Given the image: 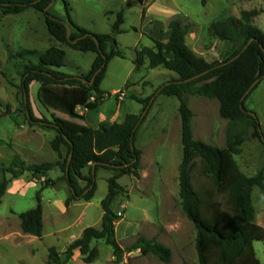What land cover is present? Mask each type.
Segmentation results:
<instances>
[{"label": "trees", "instance_id": "16d2710c", "mask_svg": "<svg viewBox=\"0 0 264 264\" xmlns=\"http://www.w3.org/2000/svg\"><path fill=\"white\" fill-rule=\"evenodd\" d=\"M51 1L0 0V13L18 15L31 9L44 17L47 32L57 43L79 52L93 53L95 58L87 73L71 76L59 70L65 61V52L61 48L52 46L42 53L24 50L12 56V59L26 61L21 66L20 90L28 96L30 84L37 83L40 85L37 100L44 109L59 112L73 122L84 121V117L77 114V108L91 111L101 105L105 94L100 85L108 63L113 58H125L115 43L114 35L123 32L121 26L130 3L116 12L107 13L115 17L109 34H93L72 22L65 0H62L65 20L45 12ZM133 1L142 3V0ZM262 12L263 10L256 9L242 11L239 18L228 17L208 26L209 38L227 42L232 46L229 56L222 62L208 63L192 52L185 43L191 25L179 19L169 22L170 37L166 43L152 41V49L135 50L133 64L136 69L147 62L149 69L163 67L177 76L164 83L158 95L175 97L179 104L177 112L181 121L182 145V160L178 167L179 200L184 216L196 231L195 250L198 264H260L255 257L252 242L264 240V229L254 222L251 193L253 187H258L264 201V175L259 171L254 177L245 176L239 172L232 157L240 154V147L249 127L262 141L255 115L244 107L245 99L264 80V32L252 25L253 18ZM65 24L71 29L69 40ZM94 38L97 39L98 45ZM73 41L76 43H72ZM249 41L252 42L244 49ZM237 55L239 56L235 58ZM233 58L235 60L230 61ZM198 75L202 76L189 80ZM79 77L86 83L79 80ZM257 80V86L241 102L242 97ZM190 95L217 101L219 117L229 124L224 148L194 139L191 128L194 114L187 104V96ZM130 98L141 105L139 115L129 114L120 123L100 124L97 129L72 125V129L79 131L65 128L53 115L51 121L36 119L30 105H23L27 126H37L41 130L55 132L56 136L50 147L57 155V160L53 163L29 166L15 157L11 168L4 171L10 174L11 179H16L25 172L45 178L36 194L35 208L18 216L20 230L24 235L42 237L40 195L43 190L53 187L57 181H64L70 191V196L65 201L67 208L74 202H89L93 198L98 170L113 173L112 177L106 180L107 193L100 203L103 213L101 227L85 228L81 236L70 243L62 253L53 247L49 248L47 264H67L75 251L80 253L83 263L89 264L98 253L97 248L91 246L93 241L103 242L111 248L115 264H122L124 253L137 250L140 256H152L163 264L171 262V249L160 244L155 238L146 239L140 236L126 250L121 248L115 238V224L120 216L112 212L111 204L124 192L118 183L120 178H140L141 152L135 147L136 134L152 106L151 96L138 98L130 95ZM147 107L149 109L146 115L136 128L142 112ZM7 114L13 115L9 112ZM12 119L15 120L13 116ZM242 123L245 127L240 129L239 124ZM231 126L233 127L230 129ZM70 155L71 161L66 173ZM86 168L87 174L84 173ZM54 169L59 170L61 176L56 180L48 179V173ZM196 178L204 182L199 183ZM8 183L9 180L5 178L0 182V200L5 195ZM221 200H225L231 209H223Z\"/></svg>", "mask_w": 264, "mask_h": 264}, {"label": "rangeland", "instance_id": "374dc122", "mask_svg": "<svg viewBox=\"0 0 264 264\" xmlns=\"http://www.w3.org/2000/svg\"><path fill=\"white\" fill-rule=\"evenodd\" d=\"M65 1L69 6L72 22L93 34L110 33L114 17L107 13L109 11L116 12L125 5L121 0ZM130 2V7L125 11V21L121 26L124 32L114 35L115 43L122 50L125 58H113L108 63L100 89L105 94L103 105L107 115L111 116L116 112L118 102L121 105L119 121L124 115L134 112L136 108H141V105L131 99L130 95L138 98L151 96L150 104L152 106L137 131L135 146L139 148L144 145L149 155L157 161L159 168L153 167L151 169L150 178L152 179L148 187L145 185L149 184V180L143 182L144 185L143 183L137 185L130 177L126 176L118 181L125 190L124 199L121 200L126 206L123 210L126 215L123 217H126L125 224L134 223L131 228L132 231L135 229L136 234H143L146 237H150L152 234L151 230L147 228V222H151L157 228L161 227L168 230L155 233H157L156 237L160 239V242L172 251V260L169 264H198L195 250L196 231L192 224L186 221L181 208L175 206L177 215L174 211L173 215H165L162 221L165 208H167V190L178 191L177 176L178 166L182 160V147L177 115L178 101L175 97L158 95V91L163 83L171 80L170 77L175 74L162 68H135L133 64L135 50L149 46V41L146 38L142 41L138 39L140 25L138 3ZM163 5H167L172 10L181 11V14H185L189 22L195 25V28H204L202 29L204 33L202 39L204 37V40H208L205 36L207 24L221 18L220 16H235L236 10L240 12L262 9L264 11V0H166ZM48 12L65 20V8L62 0H55ZM175 19L181 20L179 17H175ZM253 26L264 32V12L254 19ZM52 46L61 48L49 36L44 17L41 14L31 9L18 15H2L0 13V182L3 178L9 180L8 190L0 200V264H47L48 248L50 246H55L57 250L62 248V243L50 235L51 230L56 227L64 228L72 221L71 217H64L60 219L57 226H52L46 221L44 238L32 243L16 236L8 240L2 238L6 234L21 231L20 226H18L20 224L18 216L35 208L36 194L40 190V183L34 182L39 180L38 177L40 176H32L25 172L20 177L11 179L10 174L4 171L11 168L15 157L22 159L28 166L50 163L56 160V154L49 147V141L56 136L55 132L51 130L40 132L41 130L37 126L28 127L26 124L23 115L24 94L20 90L21 66L26 61L12 59V56L24 50H35L42 53ZM64 52V66L59 70L71 76L87 73L95 58L93 53H83L69 48H65ZM38 88L37 83H31L29 94L28 96L25 95L26 104L30 105L34 117L39 120L51 121L50 117L53 114L65 128L72 129L73 127L70 125L72 122L65 115L48 113L41 108L37 101ZM113 90L116 92L124 91L127 93V97L122 102L118 101L116 95H111ZM188 105L194 113L191 122L194 139L217 148H224L226 130L229 124L219 117L217 101L190 95ZM244 107L249 113L255 115L264 140V80L245 99ZM8 112L13 115L10 116L7 114ZM94 115L97 113L95 112ZM12 116L15 120L12 119ZM76 122L80 123V128H82L83 121L77 120ZM239 125L240 129L245 127L243 123ZM72 130L79 131L78 129ZM32 132L40 133L41 137L36 136L30 139L28 135ZM28 138L31 143L39 145L40 153L34 156L33 161L26 163L23 156L26 157L27 150L22 151L21 146H16V142H24ZM263 140L258 139L254 135L253 129L249 127L247 136L240 147V154L232 157L239 172L247 177H254L259 171H262L264 175ZM62 156H64V151ZM87 172L88 169L86 168L84 173L87 174ZM60 174L59 170L54 169L48 173L47 178L56 180ZM111 175V172L101 169L96 173V191L85 212V215H88V222L95 224L93 226L95 229L100 225L98 222L100 215H102L100 201L106 195V180ZM196 179L199 183L204 182L199 178ZM139 185L145 192L143 199L134 189V186L139 188ZM55 192L60 197L68 194L64 183H59ZM48 193H51L49 195L55 194L52 191ZM121 201L117 199L113 203L112 211L114 213L122 211ZM220 203L223 209H231L225 200H221ZM251 203L254 210V222L264 229V201L258 187L252 189ZM82 205L80 204L76 208V215L83 211ZM48 209L57 214V210L61 211L63 208L50 205ZM14 222H17L18 225ZM171 223L175 227L174 230H172ZM121 238H127V236L119 231L118 243L120 242L119 245L126 250L136 241L137 237L130 241ZM252 248L256 259L260 264H264V240L252 242ZM98 251L99 257L95 264H105L109 261L112 254L109 246L99 242ZM135 255L124 253L122 264H163L152 256Z\"/></svg>", "mask_w": 264, "mask_h": 264}, {"label": "crops", "instance_id": "0c3cea01", "mask_svg": "<svg viewBox=\"0 0 264 264\" xmlns=\"http://www.w3.org/2000/svg\"><path fill=\"white\" fill-rule=\"evenodd\" d=\"M121 1H122L123 4H127V3H129L130 1H133V0H121ZM165 1L166 0H142V3H140V4L138 3V5H137L138 6V13L140 15V17H139L140 18V25H139V36H138V39L140 41H142L144 38H146L149 41L148 42L149 46L142 47V48H150V49H152L153 48V42L152 41L166 43L169 40V37H170V30L168 28L169 22L171 20L175 19V17H179L181 20H183V22L189 23L191 25V31L185 37V43L190 48V50L192 52H194L196 55L202 57L208 63L222 62L229 56V54L231 52V48H232V46L229 43L224 42V41H219V40H216V39H211L207 35V28H208V26L211 23H213L215 21H219V20L225 19V18H228L227 16H220L221 18L215 19V21H211V22H209L207 24V26L205 28V32H206L205 36L208 38V40H204V37L202 39V35L204 34L202 29H204V28H199V29L195 28V25L189 22L188 18H186V15L185 14H181V11H175V10H172L167 5H163ZM130 4H131V2H130ZM256 10H262V9H256ZM243 11H250V10H243ZM109 12H113V11H109ZM241 12L242 11L239 12V11L236 10V15L232 16V17L233 18H239ZM109 16H113L114 17V15H109ZM258 16H256V17H258ZM255 18H253V20H252V25H253V21H254ZM114 20H115V17L113 19V22H114ZM121 30L124 32V30L122 28H121ZM110 32H111V30H110ZM106 34H109V33H106ZM61 48H62V50H64L67 47L61 46ZM134 58H135V55H134ZM142 67L148 68V63L145 62ZM157 68L164 69L163 67H157ZM157 68H154V69H157ZM176 77L177 76L174 75V76H171L170 79H174ZM146 84H148V83H146ZM39 87H40V85H39ZM115 93H117L116 90H113L111 95H115ZM126 97H127V93H126L125 98ZM189 97L190 96H187V104H188V98ZM188 107H189V105H188ZM41 108L44 109L42 106H41ZM120 109H121V105L118 102L116 112L114 114H112L111 116H109L104 111V105H103V102H102L101 105L95 110L85 111L83 108L78 107L76 111H77L78 115L84 117V121L82 122L83 123L82 128H84V129H97L100 124L111 125L113 123H120V122H122L124 117L126 115H129V114H131V115H139L140 112H141L142 107L141 108H136L134 112L124 115L122 120L119 121L118 119H120V117H121L120 112H119ZM177 109H178V106H177ZM44 110L46 112H48V113L52 112L54 114L60 115L59 112H55V111H52V110H46V109H44ZM95 112L97 113V115H94ZM52 115L53 114H51V117H50L51 119H52ZM177 115H178V112H177ZM178 119H179V125H180L179 133H180V143H181V121H180L179 115H178ZM68 120H70V119L68 118ZM71 122H72V124H70V125H73V126H76V127H80V123L73 122V121H71ZM44 131H48V130H41L40 132H44ZM40 135L41 134L38 133V132H32L28 136H30V139H32V138H34L36 136H40ZM30 139L28 138V140L24 141V142H20V141L16 142L17 143L16 146L17 145L21 146L20 148L22 149V151L23 150H27L26 151L27 152L26 157L21 155L25 159L26 163L28 161H33L35 159L34 156L36 154L40 153L39 145L35 144L33 142L31 143ZM52 140L49 141V147H50V143L52 142ZM181 147H182V145H181ZM50 149H51V147H50ZM137 149L141 152L140 172H139L140 178L139 179H135V178H133L131 176H126V177H130L132 179V181H134L137 185L140 184V183L142 184L143 182L149 180V184L145 185L146 187H148V186H150L151 179H152V178H150V171H151V169H153V167L159 168V165H158L157 161L154 159V157H151L149 155V153L145 149L144 145H141ZM56 160H57V155H56ZM56 160H54L53 162H55ZM53 162H50V163H53ZM111 174L113 175L112 172H111ZM112 175L110 177H112ZM60 176H61V174L59 176H57L56 179H58ZM38 179L39 180H37L35 182L41 183V182L44 181L45 178L40 176V177H38ZM59 183H64L66 185V187H67L68 194L65 195L64 197H60V196L56 195L55 191H56L57 185ZM143 185H144V183H143ZM139 186H140L139 188L134 186V189L136 190L137 194L139 196H141V198L143 199V197L145 196V192L141 189V185H139ZM7 190H8V188H7ZM50 191L54 192L55 194L49 195V194H51V193H48ZM124 192H125V190H124ZM124 192H123V194H121L118 197H116L115 200H117V199H120V201L123 200L124 199L123 198ZM69 196H70V191H69V188H68L67 184L64 181H57V183L53 187L47 188V189H45V190H43L41 192V198H42V200H41L42 201L41 202L42 224H43L42 237L41 238H37V237L31 236V235H24L21 231H20L21 233L18 232V233L6 234L5 236H2V238L5 239V240H8V239L14 238L16 236V237H18L20 239H27V240L31 241L30 243H32L34 241H39V240H42L44 238V236H45L44 235V225H45L46 221L49 224H51L52 226H57V224L59 223L60 219H62L64 217H69V218L71 217L72 221L68 225H66L64 228L56 227V228L52 229L51 232H50L51 236L55 237L58 241H60L62 243L61 244L62 248H60V250H57L55 248V246H50L49 248L53 247L59 253L64 252L66 247L70 243H72L73 241H75L76 239H78L81 236V234H82V232H83V230L85 228L93 227L95 225V224H90L88 222V219H87L88 215H85V212H86L87 208L90 206V204H91L90 201L92 199L89 202H84V201L74 202V203H72L70 206H68L66 208L65 207V201H66V199ZM126 196L128 197V194H126ZM115 200L111 204V210H112V206H113V203L115 202ZM101 201H100V203H101ZM120 203H121V210L122 211L121 212L117 211L116 213H114L112 211L114 214L120 216V219L115 224V238H116L117 242L119 241L118 232L120 231V232L123 233L124 236H127V238H121V239H124V240H128L129 239V241H130V240L134 239L135 237L138 238V237L141 236V237H144L146 239L155 238L160 244H163L162 242H160V239L156 237L157 233H155V232L162 233V232H166L168 230H166L165 228H161V227L157 228L151 222H147L146 225H147V228H149L151 230V233H152L151 236L150 237H148V236L146 237L143 234H141V235L140 234H136L137 233L136 230L133 229V231H132V229H131L133 227L134 223L129 222V223L125 224L126 223L125 222L126 217H123V216L126 215V214H125V211H123V210L126 208V206H125V204L122 203V201ZM80 204H83L82 205L83 206V211L79 215H76L75 214V210H76V208H78V206H80ZM50 205H54V206H57V207H62L63 209L61 211L57 210V214H55L51 210L48 209ZM175 206L180 207L179 186H178V191L171 190V189L167 190V208H165V212H164V215L162 217V221L164 220L163 218H164L165 215H173L174 211L176 212V210L174 208ZM69 212H70V215H68ZM101 214H103V213L101 212ZM182 214H183V212H182ZM176 215H177V212H176ZM101 219H102V215H100L99 221H98V222H100V225L96 229H99L101 227ZM186 221L189 222L187 219H186ZM14 223H16L18 225L17 222H14ZM171 225H172V228H173L172 230H174L175 229L174 225L172 223H171ZM18 226H20V224ZM131 232H132V234L130 235ZM135 235H138V236H135ZM98 244H99V242L93 241L91 243V246L92 247H96L97 251H98ZM163 245H165V244H163ZM111 252H112V250H111ZM129 254H136L135 256L140 255L138 250L134 251V252H130ZM98 257H99V251H98L97 256L95 257V259L92 262H90L89 264H95L97 262V260H98ZM113 260H114V258H113L112 254H111V256L109 258V261H107L105 264H112ZM67 264H85V263H83L82 258L80 256V253L78 251H75L73 256H72V258H71V260Z\"/></svg>", "mask_w": 264, "mask_h": 264}, {"label": "water", "instance_id": "95a60500", "mask_svg": "<svg viewBox=\"0 0 264 264\" xmlns=\"http://www.w3.org/2000/svg\"><path fill=\"white\" fill-rule=\"evenodd\" d=\"M54 1H55V0H52V1H51L50 5L45 9V12H47V11L50 9V7H51V5H52V3H53ZM65 26H66V30H67V39L69 40V39H70V35H71V29H70L69 25L65 24ZM94 40L96 41V43H97V45H98L97 39L94 38ZM251 42H252V41H249V42L247 43V45L244 47V49H246L247 46H248ZM72 43H76V41H73ZM238 56H239V55H237L235 58H237ZM235 58L231 59L230 61L235 60ZM200 76H202V75H198V76H196V77H194V78H192V79H189V80H193V79L199 78ZM78 79L81 80L83 83H86V81H85L83 78L79 77ZM189 80H188V81H189ZM92 81H93V79H92ZM92 81H90L89 83L91 84ZM258 83H259V80L255 81V82L253 83V85L248 89V91H247V92L245 93V95L242 97L241 102H243V100L245 99V97H246V96L252 91V89H253L255 86H257ZM24 101H25V105H26V96H25V95H24ZM148 109H149V107H147V108L142 112V114H141V116H140V118H139V121H138L137 124H136V128L140 125V122H141V120L143 119V117L146 115ZM251 114H252V113H251ZM252 115H253V114H252ZM261 139L263 140L262 135H261ZM263 143H264V140H263ZM131 148L133 149V144H132V143H131ZM70 161H71V155L69 156V158H68V160H67L66 173L68 172V167H69ZM66 175H67V174H66ZM92 175H93V176L95 175V164L92 165Z\"/></svg>", "mask_w": 264, "mask_h": 264}, {"label": "built area", "instance_id": "2783aa9c", "mask_svg": "<svg viewBox=\"0 0 264 264\" xmlns=\"http://www.w3.org/2000/svg\"><path fill=\"white\" fill-rule=\"evenodd\" d=\"M115 95L118 101H122L125 98L126 93L124 91H119L115 93Z\"/></svg>", "mask_w": 264, "mask_h": 264}]
</instances>
